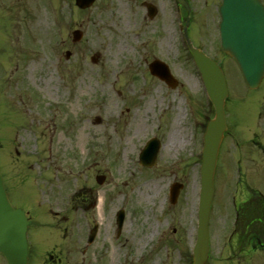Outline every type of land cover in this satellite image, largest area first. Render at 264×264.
<instances>
[{"label":"rangeland","instance_id":"1","mask_svg":"<svg viewBox=\"0 0 264 264\" xmlns=\"http://www.w3.org/2000/svg\"><path fill=\"white\" fill-rule=\"evenodd\" d=\"M157 1L152 21L133 0H96L84 11L74 0L0 1V155L7 161L2 176L11 204L32 219L29 264H42L44 249L62 238L85 248L66 264H189L198 185L195 124L209 112L177 36L170 0ZM76 29L83 37L73 44ZM209 33L190 39L210 51L217 37ZM153 58L166 62L177 88L149 76ZM224 73L226 115L239 124L245 112L258 108L241 103L237 93L255 100L264 82L247 91L235 66ZM170 136L177 143L172 150L166 145ZM151 137L161 146L156 165L144 168L138 154ZM98 174L105 176L102 185L95 182ZM173 182L183 186L170 205ZM119 210L125 220L117 234ZM222 213L217 207L212 213L214 246L229 222ZM95 224L97 236L86 247Z\"/></svg>","mask_w":264,"mask_h":264},{"label":"water","instance_id":"2","mask_svg":"<svg viewBox=\"0 0 264 264\" xmlns=\"http://www.w3.org/2000/svg\"><path fill=\"white\" fill-rule=\"evenodd\" d=\"M93 1L75 0V4L79 8L85 9L90 7ZM178 2L185 5L184 0H178ZM219 13L221 17V49L236 61L248 87L254 88L264 76V7L259 0H222ZM186 23L188 24V20ZM81 37L80 31L73 33L74 42L79 41ZM188 45L205 83L208 97L215 109L214 118L209 121L204 136L199 226L197 243L193 251V264H205L208 251L207 222L213 194V171L218 147L225 129L223 106L227 91L223 73L218 65L200 50L193 48L189 42ZM69 55L70 53L66 52V58ZM149 69L153 75L170 83L171 76L163 63L154 61ZM157 149L158 143L154 141L140 156L141 164L153 165ZM103 180V177L97 178L99 183H102ZM178 189L179 186L174 189L173 202L177 197ZM123 217L124 214L120 211L117 219L119 229ZM28 224L29 221L25 218L24 212L20 209H13L8 202L0 176V254L5 257L7 264H27Z\"/></svg>","mask_w":264,"mask_h":264},{"label":"flooded vegetation","instance_id":"3","mask_svg":"<svg viewBox=\"0 0 264 264\" xmlns=\"http://www.w3.org/2000/svg\"><path fill=\"white\" fill-rule=\"evenodd\" d=\"M133 1L144 10L142 3H151L156 7L153 20L158 17L157 0ZM191 2L193 3L192 12L200 20L209 22L219 18V3L213 5V1L204 0V11L199 10L196 14L195 3L198 4L200 0H191ZM206 31H208V24ZM191 33H195V28L191 29ZM242 103L255 105L258 101ZM261 103L257 113L245 112L240 118L241 122L236 124L235 133L233 130L227 131L222 143V156L218 161L215 178H218L221 187L220 196L223 205H219V208L224 213L221 217L228 218L229 222L226 221L228 226L222 228L223 232L221 237L217 238L215 246L212 237L210 239L207 262L209 264L213 262L242 264L243 260L249 264L254 260L260 263L264 261V102L261 101ZM234 184L236 185L235 195L228 205L229 189L231 190ZM59 242L48 245L44 249L41 254L44 261L65 264L63 260L67 259L70 253L77 252L78 246L71 241ZM2 259L0 256V260Z\"/></svg>","mask_w":264,"mask_h":264},{"label":"bare ground","instance_id":"4","mask_svg":"<svg viewBox=\"0 0 264 264\" xmlns=\"http://www.w3.org/2000/svg\"><path fill=\"white\" fill-rule=\"evenodd\" d=\"M30 70H32V67L30 66ZM138 132V130L135 132V134ZM167 148H169L170 150H172V148H174V146H177V143L173 140V137L169 138L168 143L166 144ZM146 198H148V195L146 196Z\"/></svg>","mask_w":264,"mask_h":264}]
</instances>
